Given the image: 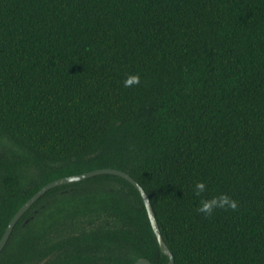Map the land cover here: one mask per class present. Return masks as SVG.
Segmentation results:
<instances>
[{"label":"trees","instance_id":"1","mask_svg":"<svg viewBox=\"0 0 264 264\" xmlns=\"http://www.w3.org/2000/svg\"><path fill=\"white\" fill-rule=\"evenodd\" d=\"M100 168L141 185L174 264H264V0H0V238L45 184ZM219 193L237 208L197 211ZM140 258L168 262L138 190L112 174L46 191L0 251Z\"/></svg>","mask_w":264,"mask_h":264},{"label":"water","instance_id":"2","mask_svg":"<svg viewBox=\"0 0 264 264\" xmlns=\"http://www.w3.org/2000/svg\"><path fill=\"white\" fill-rule=\"evenodd\" d=\"M101 174H112L116 175L119 177L124 178L127 180L129 183H131L139 192L146 212L147 216L151 225V228L153 230V233L156 237V240L158 242L159 248L161 252L168 257V262L167 264H174V257L167 245L165 244L162 235L160 233L159 226L157 224L156 218H155V213L153 211L151 202L149 200L148 195L144 191V189L141 187V185L136 182L129 174H127L124 171L113 169V168H100L80 174H75V175H70V176H65L62 178H58L56 180H53L47 184H45L43 187H41L37 192H35L27 201H25L21 207L15 212V214L12 216L10 221L8 222L1 238H0V251L6 244L8 237L16 224V222L20 219V217L31 207V205L41 196L43 195L46 191H48L51 188H54L56 186L64 185V184H69L73 182H77L95 175H101ZM134 264H151L148 260L144 258L138 259Z\"/></svg>","mask_w":264,"mask_h":264},{"label":"clouds","instance_id":"3","mask_svg":"<svg viewBox=\"0 0 264 264\" xmlns=\"http://www.w3.org/2000/svg\"><path fill=\"white\" fill-rule=\"evenodd\" d=\"M139 83V74H129L123 81L125 87H131L132 85H138ZM193 188L195 194L199 196L206 191L207 185L205 181L198 179L194 182ZM237 206L238 202L229 194L219 193L209 198H202L197 211L205 214L206 216H210L217 208H231L235 210Z\"/></svg>","mask_w":264,"mask_h":264}]
</instances>
